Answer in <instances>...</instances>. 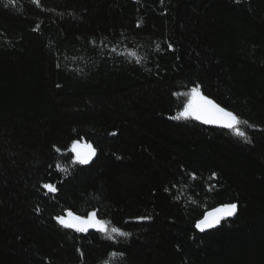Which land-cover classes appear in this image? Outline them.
Wrapping results in <instances>:
<instances>
[{"label": "trees", "instance_id": "obj_1", "mask_svg": "<svg viewBox=\"0 0 264 264\" xmlns=\"http://www.w3.org/2000/svg\"><path fill=\"white\" fill-rule=\"evenodd\" d=\"M0 264H264V0H0Z\"/></svg>", "mask_w": 264, "mask_h": 264}, {"label": "water", "instance_id": "obj_2", "mask_svg": "<svg viewBox=\"0 0 264 264\" xmlns=\"http://www.w3.org/2000/svg\"><path fill=\"white\" fill-rule=\"evenodd\" d=\"M195 97L197 114L202 121L213 124H224L226 121H228L229 115L215 103L207 99L199 98L197 93H195ZM233 212V208H223L208 211L195 224V229L199 233L209 231L216 227V225L222 220L230 218L233 215Z\"/></svg>", "mask_w": 264, "mask_h": 264}, {"label": "rangeland", "instance_id": "obj_3", "mask_svg": "<svg viewBox=\"0 0 264 264\" xmlns=\"http://www.w3.org/2000/svg\"><path fill=\"white\" fill-rule=\"evenodd\" d=\"M194 101H191L189 103V106L191 108L195 107ZM233 120L231 118L226 121V124H231ZM71 152L74 155V160L80 164H86L88 163L92 157L94 156V150L92 146L89 145H83L79 142H75L72 144L70 148ZM59 223L63 226H66L68 228H72L75 230H88V229H102V225L95 219L93 214H90L86 218H78L73 216L71 213H67L65 216L59 218Z\"/></svg>", "mask_w": 264, "mask_h": 264}]
</instances>
